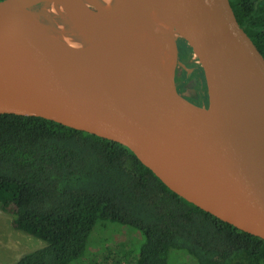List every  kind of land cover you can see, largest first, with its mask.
Here are the masks:
<instances>
[{"label":"water","instance_id":"1","mask_svg":"<svg viewBox=\"0 0 264 264\" xmlns=\"http://www.w3.org/2000/svg\"><path fill=\"white\" fill-rule=\"evenodd\" d=\"M185 2L187 24L177 37L202 68L200 105L176 87L177 66L186 68L177 55L173 76L146 67L105 70L46 60V52L57 49L83 50L50 37L58 27L42 21L48 5L62 6L77 30L80 19L97 25L125 19L158 37L144 0H135L132 14L125 8L131 16L115 17L106 16L115 3L98 17L85 0H0V113L39 116L117 141L169 189L264 239V159L254 140L264 108V53L230 0ZM123 84L159 91L133 92Z\"/></svg>","mask_w":264,"mask_h":264},{"label":"trees","instance_id":"2","mask_svg":"<svg viewBox=\"0 0 264 264\" xmlns=\"http://www.w3.org/2000/svg\"><path fill=\"white\" fill-rule=\"evenodd\" d=\"M264 53V0H230ZM184 41V40H183ZM0 209L46 244L13 264H79L101 221L144 236L132 264H264V239L169 189L125 145L34 115L0 113Z\"/></svg>","mask_w":264,"mask_h":264},{"label":"bare ground","instance_id":"3","mask_svg":"<svg viewBox=\"0 0 264 264\" xmlns=\"http://www.w3.org/2000/svg\"><path fill=\"white\" fill-rule=\"evenodd\" d=\"M91 3L98 10L96 16L100 17L115 2L96 0ZM124 5L129 13H134L135 0H124ZM144 5L149 24L158 33V37L152 36L136 20L128 23L125 19L108 21L101 25L80 19L76 23L78 30L72 34L67 25L60 26V18L66 14L65 9L53 3L48 10L53 17L42 18L43 23L58 27L50 37H60L73 42L84 51L72 47L57 49L54 53L46 52V60L59 66H89L105 70L146 67L173 76L176 68L175 59L179 52L177 40L180 37H177V34L185 29L187 24L186 2L185 0H144ZM71 6L75 12L79 11L76 5L71 4ZM121 87L145 94L159 91L156 87L130 84H123ZM254 140L264 159V108L254 124Z\"/></svg>","mask_w":264,"mask_h":264},{"label":"rangeland","instance_id":"4","mask_svg":"<svg viewBox=\"0 0 264 264\" xmlns=\"http://www.w3.org/2000/svg\"><path fill=\"white\" fill-rule=\"evenodd\" d=\"M48 8L50 9L49 5ZM49 9L45 10L44 15L41 13V17H53ZM60 23L62 27L67 25L72 34L76 33L74 22L67 14L60 18ZM180 39L182 40L181 37ZM192 54L194 55L193 52ZM203 84L193 78L192 88L187 92L191 94L194 89L201 90ZM143 241L144 236L136 229L116 222L101 221L91 235L90 249L79 264H132ZM45 244L44 240L16 229L12 225L11 216L0 209V264H13L24 253ZM169 264H197V261L183 251L173 250Z\"/></svg>","mask_w":264,"mask_h":264},{"label":"flooded vegetation","instance_id":"5","mask_svg":"<svg viewBox=\"0 0 264 264\" xmlns=\"http://www.w3.org/2000/svg\"><path fill=\"white\" fill-rule=\"evenodd\" d=\"M92 0H85V4L88 6V10H95ZM94 3V2H93ZM98 11V10H96ZM112 16H109L111 15ZM124 16L130 15L124 8L121 1L116 0V3L111 7L106 16L115 17V16ZM131 16V15H130ZM179 45L178 52V60L185 64L186 68L181 66L180 64L177 66V73L175 75V83L179 92L185 95L189 100L194 102L197 105H200L205 99V78L198 60L195 59L192 54V50L187 44L186 41L181 40L180 38L177 40ZM196 80V78L201 82L202 89H194L193 93H188V89H191L192 81Z\"/></svg>","mask_w":264,"mask_h":264}]
</instances>
